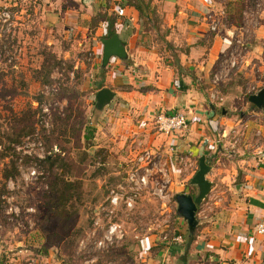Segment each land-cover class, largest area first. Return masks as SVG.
<instances>
[{
    "label": "rangeland",
    "instance_id": "374dc122",
    "mask_svg": "<svg viewBox=\"0 0 264 264\" xmlns=\"http://www.w3.org/2000/svg\"><path fill=\"white\" fill-rule=\"evenodd\" d=\"M142 1L148 18L139 16L140 34L147 36L145 41L157 42L165 30L160 17V12H165L163 2ZM128 2L132 0L124 3ZM60 4L55 0H12L8 5L13 12L12 25L6 27L0 22V264H84L86 260L85 264H146L141 263V250L132 236L138 233L169 238L177 233L173 192L167 186L162 199L150 190L142 192L134 208L119 215L125 228L123 241L101 252L90 245L93 208L127 166L118 167L109 161V146L93 138L91 115L96 108L92 92L100 72V57L93 47L100 45L103 35L83 33L63 18L60 24L47 20L46 9L54 11ZM214 10L223 11L216 32L230 22L243 33L242 44H231L219 56L220 62L227 60L229 64L233 55L244 52L249 60L241 63L236 55L237 65L229 64L230 79L213 82L216 59L202 78L205 83H196L202 89L210 84L211 91L222 88L226 95L229 93L223 106L228 117L237 118L240 111L250 107L246 93L264 86V34L249 49L244 45L254 30H264V0H217ZM140 38L143 40L142 35ZM261 116L264 118V110ZM261 132L254 126L241 127L229 137V146L235 149V155L241 151V155L251 156L258 142L264 144V130ZM27 142L32 145L23 147ZM29 147V155L23 153V148ZM35 153L41 158L47 154L58 156L61 161L57 159L49 169L38 162ZM10 160L16 174L4 181L1 174L9 168ZM186 162L180 163L185 172L193 165L190 160ZM208 162L211 165L212 160ZM18 166H33L38 172L36 178L24 180ZM115 168L118 173L111 174ZM58 176L79 182L63 210L56 194L48 189L52 178ZM200 215H195L196 219L201 220ZM81 238L84 243L78 246ZM156 248L153 246V251Z\"/></svg>",
    "mask_w": 264,
    "mask_h": 264
},
{
    "label": "crops",
    "instance_id": "0c3cea01",
    "mask_svg": "<svg viewBox=\"0 0 264 264\" xmlns=\"http://www.w3.org/2000/svg\"><path fill=\"white\" fill-rule=\"evenodd\" d=\"M11 1L0 0V7ZM57 1L61 2V9H46L47 20L60 24L63 18L83 33L92 31L94 35L102 36L106 19L114 17V31L124 45L126 58H110L103 71L99 67L92 92L94 96L101 87L110 91L109 101L95 106L91 115L93 138L109 146V161L116 162L118 167L127 166L132 157L129 138L132 135L153 149L174 144L193 165L185 172L181 164L171 162L167 166V186L173 194L193 195L196 187L189 185L188 180L196 170L198 156L204 155L206 162L212 160L205 175L210 188L200 203L201 208H196L195 215L198 218L201 214V220L197 219L193 239H188L186 224L177 217L175 229L183 241L166 244L159 242L155 235L143 237L137 244L141 250L138 254L141 263L264 264V239L252 231L253 225L264 217V162L259 163L260 155L254 154L259 148L264 150V144L258 142L251 156L241 155V151L233 155L236 158L223 156L231 144L229 137L241 127L254 126L263 132L261 113L264 109L249 107L245 112L240 111L239 117L230 118L223 106L229 93L226 95L222 88L212 92L210 84L202 89L196 83L206 77L216 59L213 76L220 82L230 79L231 67L227 60L220 62L219 56L234 42L242 44L241 29L229 22L219 32L209 30L202 14L207 8L214 10L217 0H162L165 12H160V17L164 20V35L157 42H148L144 38L147 36L140 34L137 11L130 3H124L126 0ZM226 16L224 14L225 19ZM263 34L261 27L254 30L248 35L250 41L244 45L249 49L261 41ZM93 52L100 57L101 44L93 47ZM236 55L241 63H248L245 52ZM236 55L232 57L238 60ZM99 84L101 86L96 88ZM256 91L246 93V96ZM176 111L183 112L188 119V127L182 133L156 135L144 122L153 113ZM221 131L227 133L228 139H222L219 146L213 145V153L205 156L209 145L211 150L210 143L217 140ZM246 146L242 144L245 149ZM116 170L110 173L116 175ZM153 246L158 249L153 251ZM60 264L66 263L60 261Z\"/></svg>",
    "mask_w": 264,
    "mask_h": 264
},
{
    "label": "built area",
    "instance_id": "2783aa9c",
    "mask_svg": "<svg viewBox=\"0 0 264 264\" xmlns=\"http://www.w3.org/2000/svg\"><path fill=\"white\" fill-rule=\"evenodd\" d=\"M26 1V0H19ZM14 5V4H12ZM223 14L222 10H213L207 8L202 14V18L208 23L210 31L217 30L218 18ZM13 12L9 6L0 7V22L6 24V27L12 25ZM113 58V57H112ZM230 66L237 65L239 60L231 57L229 60ZM216 77L213 76V82ZM252 88V87H251ZM252 92V91H250ZM148 128L152 130L156 135H173L184 132L188 127V119L183 112L176 111L173 113L156 112L153 113L146 121H144ZM258 133V132H257ZM217 140L207 148L205 156H210L213 153L214 146L218 145L222 139H228L227 133L223 131L219 132ZM131 140L130 151L132 153L131 160L127 164V168L124 170L123 175L109 188H107L105 196L102 200L93 208V218L91 222V229L88 233L91 236L90 245L94 250L101 252L117 246L125 238V228L120 220V214L130 212L136 201L140 198L142 192L150 190L152 194L159 198H165V188L168 184L167 179V166L171 162L185 164L186 156L180 151L174 144L169 143L166 147L161 149H153L143 144L141 138L132 135L129 137ZM208 143L209 140H203ZM234 142V140H233ZM31 146L32 143H25L23 147ZM219 146V145H218ZM19 150V146L16 147ZM31 148L24 149L23 153L29 155ZM227 156H233L235 149L228 147L225 150ZM254 154L260 155L259 163L264 162V150L257 149ZM38 159L41 158V154L35 153ZM191 164V163H189ZM20 175L25 179L36 178V169L33 166L22 167L18 166ZM152 175H156L151 178ZM160 178L161 180H158ZM10 210V208H7ZM27 210H31L28 208ZM26 210V211H27ZM16 210L13 208V212ZM253 233L260 238L264 239V217L257 221L253 225ZM156 236V235H155ZM145 235L138 233L133 234L132 238L138 242L143 240ZM159 242L180 243L182 236L180 233H174L171 237L167 238L165 235L156 236ZM84 239L78 240V246H82ZM90 261V260H89ZM88 260L84 261V264Z\"/></svg>",
    "mask_w": 264,
    "mask_h": 264
},
{
    "label": "water",
    "instance_id": "95a60500",
    "mask_svg": "<svg viewBox=\"0 0 264 264\" xmlns=\"http://www.w3.org/2000/svg\"><path fill=\"white\" fill-rule=\"evenodd\" d=\"M99 42L101 44L99 62L101 68L105 67L108 60L112 57L119 60L126 58L124 45L116 33L109 37L99 38ZM109 99L110 91L105 87L99 88L94 94V104L96 107L106 104ZM247 101L256 108L264 109V86L255 93L249 94ZM221 113H224L223 108H221ZM209 168V165L204 159V155L198 156L196 170L188 180L189 185L196 187V193L191 195L189 193L179 192L174 193L172 196L175 203V213L185 222L188 233L194 231L197 224V219L195 218L196 208L208 194L210 188V182L205 178Z\"/></svg>",
    "mask_w": 264,
    "mask_h": 264
},
{
    "label": "trees",
    "instance_id": "16d2710c",
    "mask_svg": "<svg viewBox=\"0 0 264 264\" xmlns=\"http://www.w3.org/2000/svg\"><path fill=\"white\" fill-rule=\"evenodd\" d=\"M128 1H131V0H128ZM130 5H132L134 7V9L137 11L138 16H140V15L146 16V11H145L146 5L143 3L142 0H132V3ZM114 20H115L114 17H108L106 19L105 33L102 37H109L115 33L114 28H113ZM51 57L54 58V56H51ZM100 71H103V68H101ZM100 86H101V84H99L96 88H99ZM250 107L256 108L252 104H250ZM57 159L61 161V159L58 156H53V155L47 154L42 159H39L38 162H40L41 164H45L50 169L55 164ZM9 162H10L9 168L4 169L2 171V174H1V178L4 181L8 177H12L14 174H16V169L12 165V161L10 160ZM207 164L209 165V162H207ZM77 186L79 187V182L77 180L69 179L68 176H58L56 178H52V181L48 185V189H49V191L54 192L56 194L57 201L59 203V207H61V209L63 210V209H65L64 206L66 204V201H68L70 199V197H72L73 194L76 193L72 189L74 188V189L78 190ZM187 236H188L189 240H192L194 237V232L188 233Z\"/></svg>",
    "mask_w": 264,
    "mask_h": 264
}]
</instances>
